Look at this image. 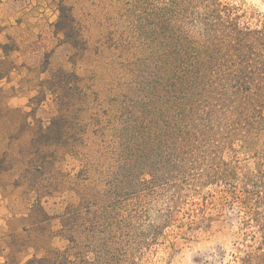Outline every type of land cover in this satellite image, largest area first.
<instances>
[{
  "label": "rangeland",
  "instance_id": "rangeland-1",
  "mask_svg": "<svg viewBox=\"0 0 264 264\" xmlns=\"http://www.w3.org/2000/svg\"><path fill=\"white\" fill-rule=\"evenodd\" d=\"M202 1L176 0L185 45L209 40L213 47L201 18L212 22L221 8L225 20L238 15L241 28L258 30L254 60L264 63V0ZM4 3L0 29L9 37L0 62V195L20 204V248H32L31 264H264L254 218L264 207L240 203L242 191L206 188L198 222L174 221L155 238L169 193L119 188L120 122L131 119L139 87L161 73L131 21L149 20L153 0ZM233 166L240 187L246 176L264 171V161L244 154ZM195 193L185 191L183 202L201 200Z\"/></svg>",
  "mask_w": 264,
  "mask_h": 264
},
{
  "label": "trees",
  "instance_id": "trees-1",
  "mask_svg": "<svg viewBox=\"0 0 264 264\" xmlns=\"http://www.w3.org/2000/svg\"><path fill=\"white\" fill-rule=\"evenodd\" d=\"M151 10L149 20L131 21L141 45L150 51L154 69L161 68V73L147 87H139L128 111L131 119L120 122L117 174L123 192L169 193L166 219L152 229L156 238L174 221L181 226L198 222L208 200L201 194L208 187H225L233 195L242 191L247 195L238 197L240 203L251 208L258 202L264 207V182L261 190L257 180L264 181V171L252 172L240 187L233 166L239 154L264 161V63L254 60L258 30L241 28L238 15L225 20L218 8L211 14L214 21L207 15L201 18L205 33H213L214 45L209 48V40L197 47L180 38L176 0H153ZM121 108L125 112L127 107ZM191 187L201 200L183 202ZM262 216L264 211L254 218L264 238ZM263 248L260 244L259 250Z\"/></svg>",
  "mask_w": 264,
  "mask_h": 264
},
{
  "label": "crops",
  "instance_id": "crops-1",
  "mask_svg": "<svg viewBox=\"0 0 264 264\" xmlns=\"http://www.w3.org/2000/svg\"><path fill=\"white\" fill-rule=\"evenodd\" d=\"M5 3L0 0V23L3 25L5 18ZM8 30L0 29V62L5 58L3 45L8 40ZM27 253L25 248H20V204L16 205L6 196L0 195V264H28L34 258L31 252Z\"/></svg>",
  "mask_w": 264,
  "mask_h": 264
}]
</instances>
